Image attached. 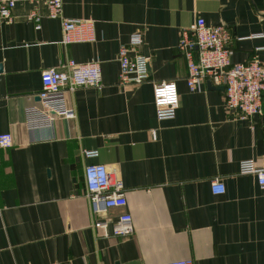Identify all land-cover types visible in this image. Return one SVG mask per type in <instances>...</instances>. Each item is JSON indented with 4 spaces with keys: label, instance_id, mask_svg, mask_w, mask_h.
I'll return each instance as SVG.
<instances>
[{
    "label": "crops",
    "instance_id": "1",
    "mask_svg": "<svg viewBox=\"0 0 264 264\" xmlns=\"http://www.w3.org/2000/svg\"><path fill=\"white\" fill-rule=\"evenodd\" d=\"M62 9L92 18L96 39L63 44L45 0L18 1L11 22L0 18V133L13 137L0 148V264H264V189L241 169L250 160L264 169V114L232 113L224 86L210 80L190 90L178 48L182 29L202 16L228 28L233 63L264 65V0H64ZM137 32L149 77L121 85L119 49ZM69 59L100 61L102 86L68 92L75 118L53 132L28 130L24 110L40 102L42 70ZM170 80L179 105L160 120L153 87ZM95 162L122 180L125 208L92 214L84 168ZM215 179L224 193L212 192ZM125 211L134 230L114 235Z\"/></svg>",
    "mask_w": 264,
    "mask_h": 264
},
{
    "label": "built area",
    "instance_id": "2",
    "mask_svg": "<svg viewBox=\"0 0 264 264\" xmlns=\"http://www.w3.org/2000/svg\"><path fill=\"white\" fill-rule=\"evenodd\" d=\"M18 1L0 0V18L6 23L12 21V9ZM38 1V0H28ZM47 15L58 18L62 30L61 42L65 45L77 42H89L96 39L95 21L92 18H67L63 14L64 0H45ZM35 21L36 29L41 24V15L35 10L29 13ZM231 33L222 24L208 25L204 17L182 29L178 48L187 60V82L190 90H198L205 80L215 85L222 84L225 90V106L243 119L254 114L263 115L264 105V65L258 57L247 62H232V50L229 47ZM142 43V34L134 33L128 42L121 43L118 61L120 71L119 83H142L148 79V60L138 48ZM100 61L92 59L87 63L67 60L61 67L46 68L41 72L42 89L38 93L39 104L26 106L24 126L30 131H54L55 123L61 118L74 119L75 114L68 107V92L78 87L102 86ZM154 108L160 120L175 116L180 94L175 81H162L154 84ZM11 133H0V148H9L13 144ZM87 157L97 156L98 150L85 152ZM241 169L245 173H254L257 182L264 189V169L255 168L250 161H244ZM88 200L92 214L101 215L109 208H125L127 199L122 180L101 162L88 164L84 168ZM214 194L226 191L224 182L212 180ZM96 227L105 229L107 221L95 220ZM134 223L130 212H122L113 225L112 233L126 236L133 232ZM166 264H191V261L175 260Z\"/></svg>",
    "mask_w": 264,
    "mask_h": 264
}]
</instances>
